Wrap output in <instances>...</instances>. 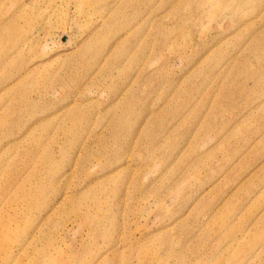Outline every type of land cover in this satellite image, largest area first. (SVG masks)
<instances>
[{
	"label": "rangeland",
	"instance_id": "1",
	"mask_svg": "<svg viewBox=\"0 0 264 264\" xmlns=\"http://www.w3.org/2000/svg\"><path fill=\"white\" fill-rule=\"evenodd\" d=\"M0 264H264V0H0Z\"/></svg>",
	"mask_w": 264,
	"mask_h": 264
},
{
	"label": "bare ground",
	"instance_id": "2",
	"mask_svg": "<svg viewBox=\"0 0 264 264\" xmlns=\"http://www.w3.org/2000/svg\"><path fill=\"white\" fill-rule=\"evenodd\" d=\"M108 21H109V20H104L102 23H103V24H106V23L108 24Z\"/></svg>",
	"mask_w": 264,
	"mask_h": 264
}]
</instances>
